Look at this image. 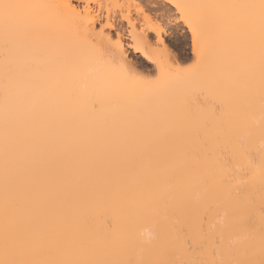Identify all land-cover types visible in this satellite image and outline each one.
Listing matches in <instances>:
<instances>
[{
  "label": "bare ground",
  "instance_id": "bare-ground-1",
  "mask_svg": "<svg viewBox=\"0 0 264 264\" xmlns=\"http://www.w3.org/2000/svg\"><path fill=\"white\" fill-rule=\"evenodd\" d=\"M122 1L0 0V262L259 264L260 0Z\"/></svg>",
  "mask_w": 264,
  "mask_h": 264
},
{
  "label": "rangeland",
  "instance_id": "rangeland-1",
  "mask_svg": "<svg viewBox=\"0 0 264 264\" xmlns=\"http://www.w3.org/2000/svg\"><path fill=\"white\" fill-rule=\"evenodd\" d=\"M125 1V0H124ZM133 1V0H132ZM137 1V0H134ZM141 0H138V2H140ZM144 0L141 1V3ZM160 3L162 2V0H158ZM123 1L121 0V3ZM146 2H143L142 4H144ZM147 7V4H146ZM155 12V11H154ZM178 14L175 13L174 16H177ZM133 16L136 17L137 14L135 13V11H133ZM179 16V15H178ZM120 23V22H119ZM163 25L169 30V37H168V42L170 44L171 50L173 51V53H175L177 55L178 60L181 61V65H184V67L186 65H188V67L190 65H194L197 57L196 54L193 53L192 50V42H191V34L188 31L187 26L181 21V22H175L173 23V25H171L172 23H168V20L165 22V18L163 19ZM123 24L124 27H126V23L125 22H121L120 25ZM109 30H107L108 32ZM114 31H112L113 33ZM127 36V33H126ZM114 37H115V32H114ZM115 38H113L114 40ZM126 42H128L127 37L125 38ZM128 51V59H131L133 62H135L134 65V72H136V74H140L142 76H146L147 78H156V76H158V71L155 68V66L148 62L140 53H136L131 47H127ZM196 57V59H195ZM194 61V63H193ZM190 64V65H189Z\"/></svg>",
  "mask_w": 264,
  "mask_h": 264
},
{
  "label": "snow or ice",
  "instance_id": "snow-or-ice-1",
  "mask_svg": "<svg viewBox=\"0 0 264 264\" xmlns=\"http://www.w3.org/2000/svg\"><path fill=\"white\" fill-rule=\"evenodd\" d=\"M3 7L8 8V7H12V5H3ZM246 7H255V6L254 5H248ZM259 9H260V19H261L262 41H264V0H260ZM189 23L191 24L190 21H189ZM161 31H163V29H161ZM196 32H197V27L194 26L193 27L194 42H195ZM116 43H117V46H118L119 42L117 41ZM0 264H17V262H15V261H5V262H0ZM127 264H139V262L128 261ZM242 264H255V262L254 261H245V262H242ZM259 264H264V259H261L259 261Z\"/></svg>",
  "mask_w": 264,
  "mask_h": 264
}]
</instances>
